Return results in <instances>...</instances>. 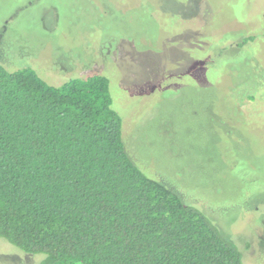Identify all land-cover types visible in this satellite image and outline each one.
<instances>
[{"label":"rangeland","instance_id":"obj_1","mask_svg":"<svg viewBox=\"0 0 264 264\" xmlns=\"http://www.w3.org/2000/svg\"><path fill=\"white\" fill-rule=\"evenodd\" d=\"M0 65L108 77L131 161L264 264V0H0Z\"/></svg>","mask_w":264,"mask_h":264},{"label":"trees","instance_id":"obj_2","mask_svg":"<svg viewBox=\"0 0 264 264\" xmlns=\"http://www.w3.org/2000/svg\"><path fill=\"white\" fill-rule=\"evenodd\" d=\"M0 238L34 264H243L131 161L100 74L51 85L0 65Z\"/></svg>","mask_w":264,"mask_h":264}]
</instances>
